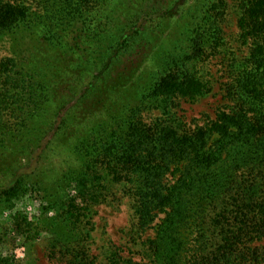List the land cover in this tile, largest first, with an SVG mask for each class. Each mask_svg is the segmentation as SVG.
Wrapping results in <instances>:
<instances>
[{
  "label": "trees",
  "instance_id": "trees-1",
  "mask_svg": "<svg viewBox=\"0 0 264 264\" xmlns=\"http://www.w3.org/2000/svg\"><path fill=\"white\" fill-rule=\"evenodd\" d=\"M38 1L51 14V7L63 11L57 31L30 5L0 0V43L9 38L14 49L0 64V156L11 160L1 167L12 175L0 187V201L37 183L54 205L69 206L72 220L79 208L62 199L74 188L89 197L101 169L135 196L140 230H156L146 241L150 263L114 254L111 264H264V0H241L238 25L253 43L233 69V106L193 129L173 120L172 110L178 98L210 93L198 64L225 42L227 0H132L114 7L111 0ZM166 18L175 24L161 46L164 26L158 24L157 38L150 20ZM40 40L62 57L44 58V49L36 54ZM69 46L74 54L85 49L84 70L93 77L81 94L74 91L82 73L70 65L80 58L71 60ZM24 47L33 50L30 57ZM70 78L78 83L72 88ZM45 125L52 128L40 139ZM49 137L69 147L81 166L53 184L18 174L16 154L32 155L31 145L41 149Z\"/></svg>",
  "mask_w": 264,
  "mask_h": 264
},
{
  "label": "rangeland",
  "instance_id": "rangeland-1",
  "mask_svg": "<svg viewBox=\"0 0 264 264\" xmlns=\"http://www.w3.org/2000/svg\"><path fill=\"white\" fill-rule=\"evenodd\" d=\"M3 1L30 5L33 10L50 17L54 26L53 30L57 31L63 23V11L58 10L56 13V8L51 7V14L44 9V5L43 9L40 8L42 3L39 4L38 0ZM130 1L132 2V0H111L110 3L114 7L128 4ZM191 1L194 2V0ZM240 5L241 0H227L222 24L225 42L217 50H208L198 64V76L208 84L210 93L196 99L178 98L174 105L173 120L178 119L188 129L208 124L216 119L220 110H230L233 106L228 93L233 69L236 64H242L247 60L253 43V40L244 39L238 25ZM135 12L133 8L128 9L125 16L132 21ZM151 14L153 16L154 12ZM183 16V12H180L177 19ZM102 18L103 16L98 20L101 21ZM150 22L151 24L154 22L157 38L160 30L157 26L159 23L163 24L164 27L161 28H164L165 32L163 31L158 38V43L162 46L171 34V28L175 23L167 18L162 22L158 20H150ZM69 35L66 37L69 36L67 40L71 42V45L75 40V34L69 33ZM40 41L44 47L42 46L36 54L44 49V58L57 60L62 57L61 52L50 47L45 48L47 41ZM66 49L69 51L71 60L80 58L77 59L79 62L76 64L73 62L70 65L73 69L77 68L76 72L82 73L78 77L81 87L74 91V94H81L84 88L82 86L88 85L93 80L90 73L84 70L85 49H77L76 54L70 46ZM13 50L9 38L0 43V64L6 58L14 57ZM90 51L94 54V50ZM32 53L33 50L29 48L27 50L25 47L22 52L27 57H30ZM99 66L101 63L96 64L94 68ZM67 78L68 76L65 77ZM66 81L70 82V88H72L71 83L75 82L71 78ZM153 113L154 117L160 114L159 110ZM70 115L76 116L73 113ZM51 128L52 126L45 125L38 138L48 135ZM84 130L79 129V134ZM33 144L31 145L33 149L30 148L34 150L32 155L29 150L16 154L18 163L21 165L18 174H22V177L30 181L40 180L43 183L53 184L63 174L81 166V162L71 149L62 146L63 144L55 141V138L43 139L41 149ZM22 149L24 148L20 147L16 151ZM10 161L9 155L0 156V187L12 181V175L5 170ZM93 181L92 194L84 200L75 188L70 189L62 199L69 202V205L74 200L79 208L74 211L75 216L72 220L68 219L69 216L66 214L69 206L62 209L59 205H54L52 201L54 197L44 193L37 183L27 186V190L17 198L0 201V264H111L114 254L121 256L124 261L150 263L151 251L146 241L156 237V230L149 229L146 232L140 230L135 196L126 189L128 186L125 183L118 182L114 175L107 171L99 169L94 173ZM77 234L80 236L73 243ZM261 243L264 244V241Z\"/></svg>",
  "mask_w": 264,
  "mask_h": 264
}]
</instances>
